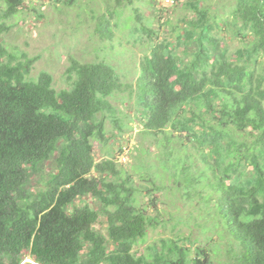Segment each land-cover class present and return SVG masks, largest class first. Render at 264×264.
Wrapping results in <instances>:
<instances>
[{"label": "trees", "instance_id": "trees-1", "mask_svg": "<svg viewBox=\"0 0 264 264\" xmlns=\"http://www.w3.org/2000/svg\"><path fill=\"white\" fill-rule=\"evenodd\" d=\"M207 1L187 0L194 15L174 26L173 36L150 42L135 110L144 134L161 135V168L187 197L214 210L226 264H264V0H236L224 14ZM1 2L10 19L24 0ZM134 2L116 0L118 11L102 15L103 39L119 28V8ZM134 16L133 35L154 32ZM221 32L240 44L230 50ZM38 59L19 60L0 41V264H218L216 251L198 247L192 255L180 235L149 253L134 251L164 217L155 195L164 189L159 173L150 164L140 174L151 184V203L143 205L132 174L113 158L98 161L93 145L106 138L99 116L114 111L110 98L125 84L106 59L72 58L68 86L57 90L49 71L30 74ZM124 152L120 147L118 157ZM167 161L176 168L165 170ZM102 215L106 233L96 227Z\"/></svg>", "mask_w": 264, "mask_h": 264}, {"label": "rangeland", "instance_id": "rangeland-1", "mask_svg": "<svg viewBox=\"0 0 264 264\" xmlns=\"http://www.w3.org/2000/svg\"><path fill=\"white\" fill-rule=\"evenodd\" d=\"M186 1L170 5L166 0H135L129 6L119 8L120 26L114 27L111 39H103L97 32V25L104 13L114 11L115 7V11H118L116 0H73L72 5L55 0H24L18 13L10 19L2 17L6 4L1 2L0 25L4 27L0 32V41L5 42L10 51L17 54L19 60L38 57L30 74L37 77L42 70L49 71L57 90L68 86L66 71L72 58L80 63L106 59L115 65L122 82L125 86L130 85L133 92L124 86L123 90L110 98L114 111L100 114L99 117L105 120L106 138L103 141L93 140L94 155L98 161L113 158L123 174H132L134 187L142 189L138 199L143 205L151 203L149 191L145 190L147 187L151 188V184L142 180L140 174L150 172V164L153 166L152 171L159 173L157 184L164 187L162 191L155 192L160 199L159 208L164 213L161 224L151 227L147 238L140 241L134 251L137 250L139 254L149 253V248L160 245L163 239L180 235L185 237L187 245L192 246V255H195L196 248L207 247L216 251V254L212 253L214 261L226 264L227 240L221 239L218 230L213 227L214 219L211 214L214 215V210L203 208L197 197H187L184 190L173 181L171 172H165L161 168V149L157 147L161 135L144 134L143 124L134 105L140 62L150 51V42L158 38L156 34H159L160 39L173 36L172 28L183 26L184 18L188 19L194 15V12L186 7ZM207 2L224 14L236 0ZM136 13L140 14L137 21L146 22L154 32L135 31L133 35L131 17H135ZM116 19L115 15L113 24ZM220 35L227 39L226 44L230 50L240 44L237 39L230 40V36L225 32ZM120 147L125 151L129 150L122 158L121 154L118 157ZM50 164L51 162L47 163L46 169H49ZM169 164L171 167L166 165L165 170L176 168L172 161ZM177 180L182 182L180 178ZM86 201L94 208L101 206L91 195L86 197ZM149 211H154V208L151 206ZM96 227L106 233L104 215Z\"/></svg>", "mask_w": 264, "mask_h": 264}, {"label": "clouds", "instance_id": "clouds-1", "mask_svg": "<svg viewBox=\"0 0 264 264\" xmlns=\"http://www.w3.org/2000/svg\"><path fill=\"white\" fill-rule=\"evenodd\" d=\"M124 149V148H123ZM125 150V149H124ZM128 151H125L123 155H126ZM27 261H31V259L27 258Z\"/></svg>", "mask_w": 264, "mask_h": 264}, {"label": "built area", "instance_id": "built-area-1", "mask_svg": "<svg viewBox=\"0 0 264 264\" xmlns=\"http://www.w3.org/2000/svg\"><path fill=\"white\" fill-rule=\"evenodd\" d=\"M167 2H170V4L174 3L175 0H166Z\"/></svg>", "mask_w": 264, "mask_h": 264}]
</instances>
